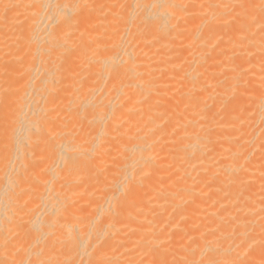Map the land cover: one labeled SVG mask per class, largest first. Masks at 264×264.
Listing matches in <instances>:
<instances>
[{
	"label": "bare ground",
	"instance_id": "obj_1",
	"mask_svg": "<svg viewBox=\"0 0 264 264\" xmlns=\"http://www.w3.org/2000/svg\"><path fill=\"white\" fill-rule=\"evenodd\" d=\"M0 264H264V0H0Z\"/></svg>",
	"mask_w": 264,
	"mask_h": 264
}]
</instances>
